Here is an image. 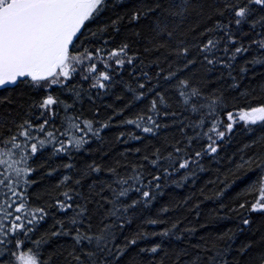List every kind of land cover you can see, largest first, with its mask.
Masks as SVG:
<instances>
[{
    "label": "trees",
    "instance_id": "1",
    "mask_svg": "<svg viewBox=\"0 0 264 264\" xmlns=\"http://www.w3.org/2000/svg\"><path fill=\"white\" fill-rule=\"evenodd\" d=\"M137 0H106L108 7L102 9L97 17L91 22H86L87 27L84 35L80 40L76 41L77 47L73 51H83L79 45L83 42L89 50L95 47H105V40L108 41L105 47L104 58L107 59V52L113 47H118L121 43L127 42L132 52H138L140 58L136 60L134 65L125 64L116 66L114 60L111 61L112 68L108 69L112 77V83L107 89H98L91 87L92 79L85 80L82 77L83 69H78L72 77L64 80L62 84H52L49 88L42 86H33L27 82H18L9 87L0 86V148H4L5 137L16 131L24 119H31L33 123H43L39 119L40 110L34 107V101L39 102L41 97L47 95L50 91L53 95L65 103L56 106L57 115L49 120V126L43 130H36L33 136L40 134L46 135L49 130H53L59 139L63 140L65 136V127L76 136H84L87 134L89 139L86 140L84 147L80 149L73 148L71 153H53L52 145H45L32 159L35 171L28 174V179L32 183L27 186L21 184L16 187L20 191H24L29 209L33 207H44L47 215L33 227L28 223L32 218L25 212H17L14 203L7 207V211L13 213V216L4 221L9 227L16 215L24 217V223L31 228V233L25 237L23 230H17V233H10L8 237L0 234V264H19L15 260V256L11 253L19 254L20 251L27 252L33 247V242L41 239L39 245V253L41 259L48 260L49 264H75V261L68 255L74 244V238L67 233L51 235L55 233L60 225L58 221H65L64 227H69L68 218L73 216L72 209H60L56 204L59 193L64 191L59 186V182L65 175L72 177V181L77 179L83 170L95 161L101 164L99 172H92L84 176L79 185H74L69 181L65 186L74 187L77 193H82L88 198V217L81 218L80 227L87 230L90 223L92 231H98L103 223L110 222L115 218L105 217L106 211L111 208L112 188L106 187L109 182L117 183L118 176L131 177L134 172L132 165L142 164L144 184L152 176H155L157 166L150 163L151 159L156 158V151L159 149V155L165 157L168 152H173L174 148L181 149V156L187 152L193 155L199 151L207 143V137L196 133L207 132L211 127V121L216 119V115L210 114L207 107H203L207 103V97L215 94L219 95L223 92L228 107L226 111L232 110L234 106H244L250 103L264 102V64L251 65L249 71L241 73L240 68L245 66L244 62L250 61L253 56L257 55V48L253 47L246 53L239 54L232 61L231 76H229V67L225 63L208 65L201 57L196 56L193 66L187 69L180 68L175 62V57L168 52L167 48L154 49L153 43L159 42L148 39L150 30L147 21L141 20L140 23L134 24L129 22L127 13L135 7ZM184 0H175L178 5L183 4ZM224 0H188L189 7L183 17L170 18L174 23H183L174 31L177 37L185 39L188 43H196L197 40L206 41L210 36L219 38L224 36L223 30H214L206 33L204 37H200L199 33L206 28H212L216 19H223L224 23H228L229 14L226 13L223 18L218 15L210 14L217 6L222 7ZM261 10H257L249 20L260 14ZM123 15V19L116 28L111 27V21L117 16ZM110 25L106 34L98 33L96 36H89L88 32L95 31L99 25ZM195 25V28H193ZM234 34L237 36L239 43L248 46L250 40L258 38V34L262 29L260 25L252 28L248 21L242 22L237 26L234 22L231 25ZM135 29H139L140 34L136 35ZM191 29V30H189ZM181 32L186 33L180 36ZM225 40L218 44L217 50L214 52L218 58L228 60V53L224 50ZM169 44L175 45V40L168 41ZM239 43L233 42L229 45V51L239 46ZM149 48L150 51H145ZM197 49H193V55H196ZM159 57V64H153L149 61L156 60ZM192 57L190 56L189 59ZM211 58V56H209ZM143 61V65L141 64ZM172 61V63H169ZM95 62V61H94ZM100 70H105L104 60L98 62ZM87 67V62H85ZM163 69L159 77L156 76L157 68ZM177 72L175 78L165 79L169 72ZM148 72L152 77V81L143 89L147 93V89L152 87L151 93L143 97L136 98L139 77L136 73ZM232 77H236L238 81L235 87H229L234 83ZM182 78L190 80L189 88L184 89L189 95V102H185L184 98L179 95V89L176 85ZM128 85V87H126ZM155 85V87H153ZM195 87L203 96H191L190 88ZM73 89V90H69ZM77 93L79 95L77 96ZM164 97L163 102H159L157 94ZM153 98L158 99L157 107L159 113H154L150 109ZM193 105L198 106L199 111H193ZM123 109V111H118ZM79 116L81 119L77 121L79 128H72L65 124V116ZM115 113V115H114ZM167 113V115H165ZM139 114L145 116H153L154 123L159 125L151 133L143 132L145 126L152 127L153 124L148 123L145 119L140 127L134 124L121 123L135 118ZM45 113V118H48ZM204 116V124L201 126L196 121ZM223 122L226 124V116L220 113ZM109 118H111L109 120ZM93 121V130L99 127V124L108 121L106 127L101 128L98 134L93 132H85L87 125L83 124V120ZM63 125V126H62ZM120 133H125L120 136ZM132 133L130 138L127 134ZM264 135V126H254L253 131L242 124L237 123L231 134L226 138L218 140L219 148L217 153H205L197 164H192L188 168L170 173L168 178H161L159 183L161 188L156 191L155 198L150 203L145 204L143 198L140 203L133 206L128 216L125 217L128 222L123 228H118V234L115 240L116 244H122L125 238H131L134 233L141 229L146 232H159L160 229L169 227L174 221L179 220L177 229L173 234L166 237L149 236L137 241L135 245H129L125 253L117 259L119 264H153V256L156 261L163 259V264H173L176 254L183 249L184 255L181 256L179 264H188L198 253L202 257V264L207 261V255L203 245L211 243L216 239L218 234L228 230L235 231V239L231 241L230 250L226 255L229 264H264V211H255L250 213V224L243 225L242 220L237 218L235 212L230 211L233 205L242 200L254 199L255 194L249 197L243 194L246 185L260 174L257 170L251 171L241 169L236 171V165L241 162V157L246 160L253 156V153L260 154L264 152V142L251 146L250 142ZM135 137H139L136 139ZM188 137H192V144L188 146ZM20 139H26L20 137ZM213 139H216L213 137ZM250 146L245 149L244 145ZM11 148V144L7 145ZM136 149H139L137 152ZM30 151V148H26ZM15 156L14 160L19 159V150L12 149ZM51 154V155H50ZM148 157L147 160L144 157ZM195 159V157H194ZM71 163L73 167L66 169L63 164ZM159 163L165 164V161ZM166 166V164H165ZM55 171L49 172V169ZM109 168H115L116 173L109 172ZM7 169L4 165H0V179L5 184L12 179V174L4 176ZM187 172H195V176H188L187 179L181 180L180 177L186 175ZM176 181V183H172ZM94 185L93 188H89ZM118 186V184H117ZM139 186V185H137ZM128 187V185H124ZM103 189V191H101ZM214 192H221L219 197L213 196ZM7 190L4 185H0V202L5 199ZM104 197H108L105 200ZM140 197V193L132 190L127 196L119 197L120 203L130 204L133 199ZM188 198V199H185ZM197 201L200 203L197 205ZM82 198L74 195L70 203L80 204ZM197 205V207H193ZM221 205H224L221 208ZM167 206V211H161ZM199 211L200 215L196 213ZM3 213H0L2 216ZM90 217V220H89ZM155 219L160 221L157 224H150L148 220ZM203 225V227H200ZM186 228H194V232L183 231ZM20 239L23 241L21 247H17L15 241ZM249 241L251 246L244 252L239 249ZM160 242L164 245L163 250L157 253L140 252V249L152 243ZM87 246V242H84ZM201 247H196V245ZM34 251L36 249H33ZM76 251L84 255L82 250L77 247ZM85 259H89L85 256Z\"/></svg>",
    "mask_w": 264,
    "mask_h": 264
},
{
    "label": "snow or ice",
    "instance_id": "2",
    "mask_svg": "<svg viewBox=\"0 0 264 264\" xmlns=\"http://www.w3.org/2000/svg\"><path fill=\"white\" fill-rule=\"evenodd\" d=\"M108 7L106 0H0V86L9 87L18 82H27L33 86H42L49 88L52 84H62L64 80L72 77L78 69H83L82 77L85 80L92 79L94 82L91 87L98 89H107L112 83V77L108 69L112 68L111 61L114 60L116 66H122L126 63L134 65L136 60L140 58L138 52H132L129 55L130 45L127 42L121 43L118 47H113L111 51L107 52V59L104 58L105 47L108 43L105 40V47H95L91 50L82 42L79 47L83 51H73L72 49L77 47L76 41L81 39L84 35V30L87 27L86 22L91 20L101 12L102 9ZM189 7L188 0H184L183 4L178 5L175 0H137L135 7L127 13L129 22L138 24L141 20L147 21V26L150 30L148 37L151 41H159L152 44V48L160 49L167 48L168 52L174 55L175 62L178 65L177 71L180 68L187 69L189 66H193L196 60V56L201 57L208 65L219 63L224 65L228 64L229 76H231L232 61L241 53H246L253 47L257 48V55L253 56L250 61H245V66L240 68L241 73H246L250 69L247 67L249 64L257 65L264 64V30L258 34V38L250 40L247 47L244 44L239 43L237 36L232 30V23L240 26L242 22L248 21L251 27L254 29L257 25H260L264 29V0H224L222 7H215L210 14L218 15L223 18L226 13L229 14L228 23H224L223 19H216L212 28H206L203 32L199 33L200 37H204L206 33L214 30H223L224 36L215 38L209 37L206 41L197 40L196 43H188L185 39L179 38L176 35L174 29L178 28L183 23L181 19L179 23H174L170 18L183 17ZM261 10L260 14L255 18L249 20L250 16L257 13V10ZM123 15H119L115 20L111 21V27L116 28L119 25ZM110 25H99L95 31H89V36H96L98 33L106 34ZM195 28V25H193ZM191 30V29H189ZM136 35H139V29H135ZM181 37L186 33L181 32ZM224 50L228 53V60L218 58L214 55L217 50L218 44L225 40ZM175 40V45L169 44L168 41ZM233 42L239 43V46L229 51V45ZM197 49L196 55H193L192 50ZM145 51H150L149 48H145ZM192 57L189 59V57ZM211 56V58H209ZM104 60L105 70H100L98 62ZM95 61V62H94ZM87 62V67H85ZM150 63L159 64V57L156 60L149 61ZM172 63V61H169ZM143 65V61H141ZM163 69L157 68L156 76L159 77ZM139 77L138 88L136 98L143 97L148 93H151L153 88L149 87L147 93L143 91L147 87L148 83L152 81L153 77L148 72L136 73ZM177 72L169 71L166 74L165 79L175 78ZM30 78V79H29ZM234 83L229 87H235L236 77H232ZM190 80L182 78L176 85L179 89V95L182 96L185 102H189V95L185 93L184 89L189 88ZM128 87V85H126ZM155 87V85H153ZM70 91L73 89H69ZM79 93H77V96ZM191 96H203L197 88H190ZM159 102L164 101V97L161 94H157ZM65 103L59 99L58 96L53 95L50 91L47 95L41 97L39 102H35L33 106L38 107L40 110L39 119L43 123H33L31 119H24L16 127V131L11 135L5 137L4 148H0V165H4L7 169L4 172V176L12 174L6 184L3 179H0V185H4L7 190L5 199L0 202V234L3 237H8L10 233L15 234L17 230H23L25 237H27L32 229L28 228V225L24 223V217L16 215L11 223L10 227L4 223L9 220L13 213L7 211L9 204L14 203L17 212H25L32 219L28 223L33 227L40 220L44 219L47 215L44 207H33L29 209L28 201L24 191H20L17 185H25L32 183L27 177L29 173L35 171V167L32 164L34 156L45 145H52L53 153H71L73 148L80 149L84 147V144L89 137L87 134L84 136H76L65 127L66 139H59L53 130H49L46 135L37 134L33 136V132L36 130H43L49 126V120L57 115L56 106L58 104ZM158 99L153 98L151 101L150 109L154 113H159L157 107ZM210 111V114L216 115V119L211 121V127L207 132L196 133V136L207 137L208 143L202 147L199 151L194 152L193 155H189L187 152L184 156H181V149L176 147L173 152H168L165 157L159 155V149L156 151V158L151 159L150 163L157 166L159 170L156 171L155 176H152L148 180L147 184H144V175L142 164L132 165L134 174L131 177L118 176L117 183L109 182L106 187L112 188L111 208L106 211L104 220L106 217L115 218L110 222L103 223V226L98 231H92V226L89 223L87 230L80 227L81 218L88 217V198L84 197L82 193H77L74 187H66L65 185L72 181V177L65 175L59 182V186L64 188L62 193L58 194L63 199L57 198L55 204L60 209H72L73 216L68 218L69 227H64L65 221H58L60 227L55 233L51 235H58L60 233H67L73 236L74 244L71 247L68 255L72 257L75 264H119L117 259L123 253L129 245H135L138 240L149 236H159L161 238L170 236L174 230L177 229L179 220L174 221L169 227L160 229L157 232H146L142 229L137 233H134L131 238H125L122 244H116L115 240L118 234V228H123L128 220L125 219L128 216L133 206L140 203V199L143 198V202L148 204L155 198V188L158 191L161 188L159 181L161 178H168L170 173H175L178 170L188 168L192 164H197L202 155L207 153H217L219 144L218 140L226 138L231 134L237 123H242L248 131H253L254 126H264V102L250 103L244 106H234L232 110L226 111L228 105L226 104L225 96L223 92L219 95H211L207 97L206 105ZM118 111H123L119 109ZM193 111H199L198 106L193 105ZM48 113V118H45V113ZM220 113H224L227 123L223 122V118ZM115 115V113H114ZM167 115V113H165ZM65 124L70 125L72 128H79V121L81 118L75 115L65 116ZM111 118H109L110 120ZM147 120L148 123L153 124L152 127L145 126L143 132L151 133L159 125L154 123V117L145 114H139L135 118L128 121H121V123L134 124L140 127L141 123ZM205 117L202 115L201 119L196 121V124L203 125ZM83 124L87 125L86 129L82 131L93 132L98 134L101 128L107 126L108 121L99 124L93 130V121L84 119ZM63 126V125H62ZM125 133H120V136H124ZM130 138L132 133L127 134ZM25 137L26 139H20ZM215 137L216 139H213ZM139 139V137H135ZM264 142V135L252 140L251 146H256L258 143ZM11 144V148L7 145ZM192 144V137H188V146ZM249 144L244 145L247 149ZM26 148H30V151H26ZM12 149L19 150V159L14 160L13 156L16 155ZM138 152L139 149H136ZM51 155V154H50ZM145 160L148 157H144ZM165 161V164L159 163ZM62 167L71 169L73 165L71 163L63 164ZM102 165L93 161L82 172V174L72 181L74 185H79L84 178L92 172H99ZM241 169H247L249 171L255 169L260 174L256 179L248 183L243 190V194L252 197L255 194L254 199L242 200L239 203L233 205L230 211L236 213L237 218L242 220L243 225L250 224V213L255 211H264V152L260 154L253 153V156L248 157L246 160L241 157V162L236 165V171ZM55 171L50 168L49 172ZM109 172L116 173L115 168H109ZM188 176H195V172H187L185 176L180 177L181 180L187 179ZM176 183V181H172ZM118 184V186H117ZM128 185V187H124ZM139 185V186H137ZM94 185H90L89 188H93ZM132 190L140 193V197L133 199L130 204L120 203L119 197L127 196ZM103 191V189H101ZM78 195L82 198L80 204L70 203L73 196ZM213 196L219 197L221 192H214ZM108 200V197H104ZM188 199V198H185ZM200 202L197 201V205ZM193 205V207H197ZM224 205H221L223 208ZM167 206L161 211L166 212ZM200 215L199 211L196 213ZM90 220V217H89ZM150 224H157L160 221L155 219L148 220ZM203 227V225H200ZM183 231L194 232V228H186ZM235 231L228 230L226 232L218 234L215 240L211 243H205L203 248L205 254L210 251L211 254L207 255V261L205 264H229L226 259V255L230 250L231 241L234 240ZM87 242L85 246L84 242ZM16 246L19 248L23 245V241L17 239L15 241ZM42 243L41 239H37L33 242V247H30L27 252L20 251L18 255L11 253L15 256V260L19 261V264H49L51 257L48 260L41 259L39 253V245ZM252 244V241L244 244L239 251L244 252ZM79 247L84 255H81L76 251ZM201 247V245H196ZM164 245L160 242L152 243L150 247L145 246L140 249V252L157 253L158 250H163ZM33 249H36L35 251ZM184 250L181 249L175 256L173 264H179L181 256L184 255ZM85 256L89 259H85ZM14 264V262H13ZM153 264H163V259L160 261L155 260L153 256ZM188 264H202V257L198 253Z\"/></svg>",
    "mask_w": 264,
    "mask_h": 264
}]
</instances>
